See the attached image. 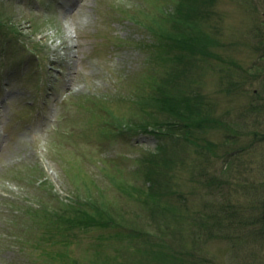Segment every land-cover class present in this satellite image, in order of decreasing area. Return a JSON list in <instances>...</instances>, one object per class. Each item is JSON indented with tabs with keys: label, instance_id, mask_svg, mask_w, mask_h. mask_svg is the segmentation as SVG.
Here are the masks:
<instances>
[{
	"label": "rangeland",
	"instance_id": "rangeland-1",
	"mask_svg": "<svg viewBox=\"0 0 264 264\" xmlns=\"http://www.w3.org/2000/svg\"><path fill=\"white\" fill-rule=\"evenodd\" d=\"M179 2L0 0V264H264V240L197 234L209 205L252 210L251 184L264 183V0L204 7L196 25L210 55L185 64L151 30ZM177 79V94L198 93L223 123L198 132L214 144L203 151L138 130L161 118L148 104ZM160 145L167 210L151 217L144 159ZM91 207L123 226L68 234L50 222Z\"/></svg>",
	"mask_w": 264,
	"mask_h": 264
},
{
	"label": "trees",
	"instance_id": "trees-1",
	"mask_svg": "<svg viewBox=\"0 0 264 264\" xmlns=\"http://www.w3.org/2000/svg\"><path fill=\"white\" fill-rule=\"evenodd\" d=\"M213 0H180L178 4L177 17H174V13L169 16L170 18L164 19V23L159 25L154 22L158 28L159 32L151 29L156 37H160V46L164 48L168 42H172L169 46H166L167 56H173L170 58L171 61H176L178 64H185L194 54L197 56L202 54L203 56H208L210 53L207 51V46L205 39L206 35L203 37L201 31L197 28V23L199 19L205 16L207 17V10L204 7L209 6ZM174 15V16H173ZM179 16L184 20L182 24L183 32L178 34L172 33V30L167 28L168 22H173L177 25L179 22ZM175 26V25H174ZM175 28V27H174ZM173 34V35H172ZM209 36L208 39L209 40ZM164 49H161L163 51ZM174 61V62H175ZM186 78L187 74H183L182 78ZM184 81L177 79L175 85L160 86L157 90V94L152 98L151 104L148 106L155 108L159 111L161 118H157L154 121L147 120L143 125L138 127V130H143L146 133L152 134L159 139L178 142L180 138L195 145L197 148H201V151L207 149L208 146H213L214 144L206 141L205 144H200L198 142L197 134L198 132H204L206 130H217V128H222V121L218 120L213 115V109L202 96L198 93H191L188 91L184 92L181 90V94H177V85ZM186 90L188 88L185 86ZM259 112L264 111V103L258 105ZM162 113L166 114L163 115ZM154 118V117H152ZM225 126V125H224ZM263 126V125H262ZM260 132H257V134ZM167 146H158L159 154H149L145 157L144 162L146 164V171H143L145 178L150 184L149 190L141 191V197L145 196L147 193L149 197L145 198L143 202L147 205H153L151 209V217H155V213L165 212L167 209L164 205V176L163 169L169 167L167 164ZM155 167V168H154ZM158 175V176H157ZM260 176L264 177V172L260 173ZM215 178H209L207 184L209 189L213 187L215 183ZM251 190L254 193V197L258 202L252 210H247L246 205H240V207L231 206L230 202L222 203L218 205L217 203H212L207 208L206 214L203 217L202 223L197 222V234H202L207 238L212 237H225L226 234L237 235L241 237L253 238L255 241L264 240V183L254 182L251 184ZM106 205V204H105ZM107 207V206H106ZM92 208V207H91ZM90 208V209H91ZM259 208L263 209V213L260 216H254L253 210L259 211ZM246 209V210H245ZM94 212L89 213L85 210L72 209L69 208L63 213L57 215L58 219H52L51 223L54 224L55 229L67 231L71 234V230L91 228V226L104 227L110 229L111 227L119 228L123 226L122 223L116 220V218L110 213H105L104 210L97 207L91 209ZM245 210V213H241ZM241 214V215H239ZM196 222V221H195ZM133 235L138 236L142 233H137L134 230ZM70 232V233H69ZM160 254L164 253L167 257L170 254L162 250ZM157 255V254H156ZM163 257V256H162ZM64 258V256H63ZM166 264H183L181 258L168 259L164 258ZM162 258H159L157 262H164ZM60 261L62 258L59 259ZM62 263V261H61ZM164 264V263H163ZM191 264H199L197 261H193Z\"/></svg>",
	"mask_w": 264,
	"mask_h": 264
}]
</instances>
